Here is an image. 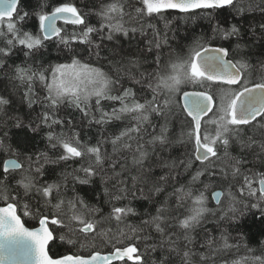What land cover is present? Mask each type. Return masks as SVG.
<instances>
[{
	"label": "snow or ice",
	"instance_id": "1",
	"mask_svg": "<svg viewBox=\"0 0 264 264\" xmlns=\"http://www.w3.org/2000/svg\"><path fill=\"white\" fill-rule=\"evenodd\" d=\"M88 3L91 7L87 12L74 2H59L49 12L45 3L28 11L31 0L27 3L0 0V38H3L0 70L7 67L10 73L14 72L11 78L27 88L23 99L28 101L29 108L33 104L43 106L36 116L39 123L32 131L38 133L43 131L41 125L47 127L48 148L62 150L56 159L47 152L25 154L27 150H21L19 144L14 148L8 142L7 131L0 135V153L15 157L0 161V264H121L126 258L134 259L136 264H175L174 258L179 259V264L209 261L215 264L214 257L231 253L233 249L236 253L243 249L246 254L223 264H264V251L256 255L258 249L241 243L246 237L240 232L242 219L250 212L255 215L253 210L264 221V58L253 64L243 52L248 47L247 41L241 43L246 34L251 39L264 40V22L258 26L250 24L245 33L242 25L229 24L227 15L223 21L220 19L230 9L241 20L245 19V12H259L264 20V0H100L98 6L95 0ZM171 13L185 21L200 18L208 22V30L192 36L186 51L185 46L173 48L169 42ZM92 16L97 18L98 26L90 23ZM29 17L38 21L35 34L21 27ZM57 21L73 26V31L66 32L57 26ZM126 24L135 26L126 27ZM116 33L129 39L139 35L138 47L131 57L121 56L117 60L101 56L105 41L116 40ZM217 37L229 44L235 37L236 43L234 47L213 46L212 41ZM53 39L67 50L70 63L45 67L37 62L35 67L16 65L14 69L6 65L18 45L23 46L25 57H31ZM85 50L89 58L95 56L101 64L107 60L108 71L82 63ZM112 51L115 52V45ZM153 65L155 69L148 71ZM144 66L137 78L133 69ZM257 74L259 82L252 79ZM126 83L132 86L126 87ZM103 102L119 107L105 111ZM10 106L11 99L0 95V114H3L0 129L7 128L12 119L17 121V127L23 126L19 117L3 119ZM66 107L81 113L76 123L59 115ZM125 116L131 118L130 127L118 135H103L105 126L122 121ZM32 123L30 120L29 124ZM65 124L69 131H55L57 126ZM77 124L81 128L99 126L101 137L94 145L91 138L81 141L80 133L73 131ZM177 124L181 131L179 138L173 139ZM209 126H215L214 135L209 134ZM257 135L259 140L255 138ZM176 144L185 149L182 159L168 161L161 156V152ZM233 148L239 149L237 155L232 154ZM153 156L156 160L145 167V162ZM77 158L87 159V166L82 164L80 169L61 176L66 181L82 171L83 179L75 176L79 184L100 177L105 203L112 208L99 221L84 218L83 210L99 213L100 209L89 206L79 195L67 201L72 213L68 217L62 207L66 203V185L62 180L45 179L50 172L45 165L74 162ZM154 168L167 171L157 177ZM185 175L189 178L180 183ZM170 183L180 186L166 193L154 215L145 213L148 218L138 224L125 223L130 217L140 215L131 206L133 200L152 203L153 197L165 193ZM210 188L220 189L212 192L214 208L208 206L206 192ZM73 191H76L75 183ZM32 193L35 204L30 199ZM53 199L58 202L52 204ZM173 199L175 206L171 204ZM188 202L191 206L181 212ZM49 206L51 213H47ZM21 208L23 216L35 219L38 227L25 226L18 214ZM112 219L117 224L125 223V228L117 230L115 243L106 240L111 245L106 254L99 250L86 254L69 250L66 254L50 255L57 232L61 233L58 237L61 242L75 247L77 241L70 237L77 231L105 236L106 233L96 229ZM73 221L82 227L74 228ZM229 228L237 232V237L231 236ZM215 231H219L218 237L212 234ZM230 239H236L237 243H229ZM261 245L264 246V241ZM158 251L157 259L152 254Z\"/></svg>",
	"mask_w": 264,
	"mask_h": 264
},
{
	"label": "trees",
	"instance_id": "2",
	"mask_svg": "<svg viewBox=\"0 0 264 264\" xmlns=\"http://www.w3.org/2000/svg\"><path fill=\"white\" fill-rule=\"evenodd\" d=\"M27 3L28 0H25ZM59 2H74L82 11L87 12L89 8L91 7V4L88 3V0H31V6L28 7L26 10L32 11L33 7L38 6L41 3L47 4L46 11H51L52 7L55 6ZM97 3V6L100 3V0H95ZM23 7V5H22ZM231 10H227L224 14L221 15L220 19L223 21V17L225 15L228 16V21L230 23H238L243 26V29L245 33L248 32L249 25L252 23H255L257 26L264 22V20H261L260 13H249L245 12L243 13L245 19L241 20L240 16H237L234 12H231V15L229 13ZM173 17H176L175 19ZM254 18V19H253ZM127 19V18H125ZM168 19L172 20V24L170 26V31H168L169 36V42L172 45L173 48H175L177 45H183L186 46L190 41V38L192 36H198L201 33L208 30V22L204 19L197 18L195 20H183L180 19L176 13H171L168 16ZM90 23L98 26L97 18L95 16L90 17ZM59 26L61 28H64L66 32H72L73 26L71 25H65L64 22H59ZM126 27H133L135 25L132 24H126ZM24 31L32 32L35 34V32L38 30V21L34 17H29L23 24L21 25ZM161 29L164 27V22L161 21L160 23ZM6 31V28L4 29ZM117 39L108 42L105 41V47L101 51L102 57H108L109 59H117L119 60L121 56L124 57H131L132 53H134L138 47V43L140 41V37L137 34L136 38L129 39L128 37H124L122 33H116L115 34ZM259 36V33H257V37ZM174 38V39H173ZM96 40L99 39V37H95ZM244 41H247L248 47L243 49V52L246 56V58H250V61L253 64H256L257 61L264 58L262 54H264V40L259 39H251L250 34L244 35V40L241 41V43H244ZM236 43V38H231V44H229L227 41H223L219 37H217L214 41H212L213 46H224V47H234ZM113 45H115V52L112 51ZM0 46H3V38H0ZM167 48H165V52H167ZM67 50L64 49L63 45L59 44L55 39H53L51 42H46L45 46L43 48H40L38 52H36L31 57H25L23 54V46H17V50H14L13 55L11 58H9L6 61V65H11L14 69L16 65H20L22 67H27L28 65L36 66L37 62L40 64H43L45 67L48 65H56L60 63H69L71 62L70 59H67L68 57ZM82 59L81 62L84 63H90L92 66L95 67H103L105 71H108L107 68V60H104L101 63L96 61V57L92 56L89 58L88 52L85 50L82 52ZM79 58V57H78ZM134 58V57H133ZM236 58H240L239 55L236 56ZM143 59V58H142ZM149 60H151V57H148ZM145 67H141L139 70L133 69V74L139 78V71H144ZM155 69V65H153L151 68H148V71H153ZM14 74V72L10 73L8 68L5 67L3 70H0V95H4L6 97H9L11 99V106L6 109L7 116H3L4 120H7L8 117H19L20 120L23 122L22 127H17V121L15 119H12L8 122L7 128L0 129V135H2L3 131H7L9 133L10 140L8 142L13 144V147H17V144H19V147L21 150L26 149L25 154L34 153L35 151L40 152H47L49 157L52 159H56L59 155L62 154V150H50L48 148V141L46 139V132L48 131L47 127L41 125L43 128V131H39L38 133H34L32 131L33 127H36V124L39 123V121L36 120V116L39 112L42 110V105L39 104H33L31 108H29L28 101L23 99V93L27 91V88L25 86H21L18 80H13L11 76ZM255 82L260 81L259 75H255L252 78ZM126 87H131V83H126ZM37 90L39 91V84L37 83ZM139 85L135 86L133 88V91H136V88H138ZM43 94V93H41ZM148 98H151V93L148 94ZM163 98V97H162ZM94 104V100L92 101ZM104 104V110L105 111H111L112 107H119V104H112L110 102H103ZM3 114H0L2 116ZM60 116L65 118V121L71 119L74 123L79 120L81 113L78 111L71 109V108H65L60 114ZM97 118H99V113L96 114ZM33 121V123L30 125L29 121ZM131 118L128 116H125L122 121H114L110 125L105 126L106 131H104V136H114L118 135L120 131L124 130L126 127L131 126ZM155 122V121H154ZM84 124L87 125V121H84ZM151 131L152 129L149 127L148 129ZM56 132L61 131H69L67 125L61 127L57 126L55 129ZM73 131L79 132L80 136L79 139L81 141H88L89 138H91V144H95L96 140L101 137V129L99 126L93 124L91 127H83L81 128L79 124L76 125V127L73 129ZM158 131V129H157ZM180 127L177 124L173 133V139L179 138L180 134ZM208 132L211 135L215 134V126H209ZM248 135H252L251 131H248ZM257 140H259V135L255 137ZM147 139V137H146ZM109 151H111V147L109 145L108 148ZM258 151V147L255 149ZM159 151V149H158ZM185 151L184 147L180 144H176L174 148L161 152V156L166 158L168 161L176 159H182V153ZM233 155H237L239 152L238 148H233L232 150ZM4 153H0V161H2L5 158H8ZM33 159H35V156L33 155ZM156 160V157L153 156L151 161L145 162V167H148L152 161ZM130 162V160H129ZM163 163V161H160ZM87 166V159L84 161H81L79 158H77L74 162L68 161L60 162L58 165H45L46 168H49L50 172L45 179L48 182H52L53 180H62L63 177L61 176L62 173H72L73 169H80L81 165ZM199 164V162H197ZM25 167H27V164L25 162ZM54 169V172L52 171ZM195 169H193L194 171ZM257 171H260L259 168L256 169ZM155 176H161L164 175L167 169L161 170L160 168H154L153 169ZM190 175V174H189ZM189 175H185L180 183H185L187 179L189 178ZM75 176H79L80 178H84V173L82 171H77L72 176H69L66 181H63V184L66 185V193L64 195V199L66 201L65 205H62L64 208L66 215L68 217L71 216V211L68 208L67 201L71 200L73 197L79 195L80 197L84 198L86 203L89 204V206H95L96 208L100 209L99 213H90L87 210H83L82 214L84 218L88 221L92 220H101L102 216H107L111 212L112 205L105 203V196L103 195V185L101 184V180L99 176H95L91 179V181L88 184H79V181H75ZM206 179V178H204ZM74 183L76 185V191H73ZM180 184H172L170 183L167 188L165 189V193L157 194L153 197V202L149 203L147 200H133L131 206L137 209V212L140 214L136 217H130L125 223L127 224H138L141 219H147L148 216L145 215V213H150L152 215L155 214V209L160 206L161 202L164 201L166 193L172 192L173 188H178ZM226 187V185H225ZM219 189V188H216ZM214 189H209L206 192V196L209 198V207H216V203L211 198V191ZM21 195L23 196V193L21 192ZM139 195V193L137 194ZM30 199L33 204H35V193L30 194ZM131 199V198H130ZM24 201L22 200L21 203ZM58 201L56 199L52 200V204L57 203ZM124 203H128V201H124ZM175 199L171 201V204L175 206ZM116 206H122V205H116ZM191 206V202H188L185 204L184 208L180 209L181 212H184L188 207ZM77 207L79 208V204H77ZM52 208L49 206L47 209V213H51ZM255 212V215H253L251 212L246 215L241 221L242 227L240 229V232L246 237L244 241L241 243H247L249 247L258 249L256 251V255H259L261 251H264V246L261 245V241H264V221H261L259 219L260 213ZM46 213V214H47ZM18 214L21 216L22 221L25 223L28 227H33L38 224V222L31 218V217H25L23 216V209L18 212ZM211 219V217H209ZM67 222V220L65 221ZM125 223L117 224V222L112 219L110 221L103 222L97 229L96 232H104L106 233L105 236H94L86 233H80L77 231L75 235L71 236L70 238L77 241L75 247L68 246L66 243H63L59 240L60 232L56 233L57 239L55 243L51 244V251L50 255H57V254H66L69 250L72 252H81V253H88L92 250H99V251H108L111 247V245L106 243V240L111 239L112 243H115V237L117 235L118 229H124ZM72 226L74 228H80L82 225L79 224L78 221H73ZM59 227V226H55ZM209 228L211 230V225H209ZM110 230V231H109ZM63 232L66 234L67 229H64ZM229 233L232 237H237V232L233 231L231 228H229ZM195 235V233H193ZM214 236H219V231H215L212 233ZM202 242V241H201ZM147 243H153V241H148ZM229 243L235 244L237 243L236 239H230ZM84 245L83 248H81V245ZM94 245V249L93 246ZM197 248H199V245H197ZM144 250V243L142 242L140 244V251L143 254ZM203 250V249H201ZM246 253L243 249L240 250L239 253H236L235 249L232 250L231 253L227 254H221L213 259L215 260V264H223L224 261H231L234 259H237L239 256H244ZM152 256L154 258H159L160 253L159 251L156 253H153ZM198 259V258H197ZM175 264H179V259L174 258ZM121 264H136L131 262H121ZM208 264H212L211 261L208 262Z\"/></svg>",
	"mask_w": 264,
	"mask_h": 264
},
{
	"label": "water",
	"instance_id": "3",
	"mask_svg": "<svg viewBox=\"0 0 264 264\" xmlns=\"http://www.w3.org/2000/svg\"><path fill=\"white\" fill-rule=\"evenodd\" d=\"M58 22H59V21H57V26L60 27L59 24H58ZM186 90H187V89H186ZM8 158H15V157H8ZM8 158H5V159H8ZM214 190H220V189H214ZM214 190L211 191V197H212V192H213ZM213 201H214V203H215V200H213ZM21 219H22V218H21ZM22 222H23V221H22ZM25 226H26V225H25ZM38 226H39V225L37 224V225L34 226V227H38ZM26 227H28V226H26ZM34 227H29V228H34ZM101 253H102V254H106L107 251H104V252L101 251ZM134 256H135V254H133V257H134ZM126 261L133 262V263L136 262L134 259L128 260L127 258H126Z\"/></svg>",
	"mask_w": 264,
	"mask_h": 264
},
{
	"label": "rangeland",
	"instance_id": "4",
	"mask_svg": "<svg viewBox=\"0 0 264 264\" xmlns=\"http://www.w3.org/2000/svg\"><path fill=\"white\" fill-rule=\"evenodd\" d=\"M70 63V62H69ZM82 63H84V62H82ZM93 67H95V66H93Z\"/></svg>",
	"mask_w": 264,
	"mask_h": 264
},
{
	"label": "flooded vegetation",
	"instance_id": "5",
	"mask_svg": "<svg viewBox=\"0 0 264 264\" xmlns=\"http://www.w3.org/2000/svg\"><path fill=\"white\" fill-rule=\"evenodd\" d=\"M131 263H133V262H131Z\"/></svg>",
	"mask_w": 264,
	"mask_h": 264
}]
</instances>
